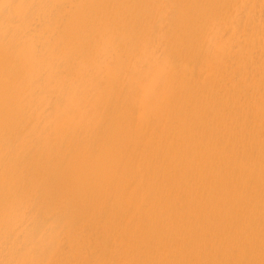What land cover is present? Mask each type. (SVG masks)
<instances>
[{
  "label": "bare ground",
  "instance_id": "6f19581e",
  "mask_svg": "<svg viewBox=\"0 0 264 264\" xmlns=\"http://www.w3.org/2000/svg\"><path fill=\"white\" fill-rule=\"evenodd\" d=\"M55 3L56 6H72L73 10L70 9V13L69 11H66L71 16V11L78 10L77 13L73 12L74 15L72 14L71 16L72 20L73 18L75 19L74 16H76V18L81 17V19L83 18V20L90 22L89 25L92 24L94 26L95 33L92 31L94 34H91V31L87 32L91 35L96 34L94 36L96 37V41L94 42V39L93 42H97V46L94 47V50L97 47V50L95 51L98 52V59L96 60V57L95 59L92 58L93 61H89L91 58H88V51H86L88 61L95 64L93 65L91 63L92 66H95L92 67L91 70L93 68L96 69L92 70H95L96 74H94L96 79L93 80V75L90 78L93 81L87 79L90 77L88 76L90 72H88L87 75L85 73V76L88 77H85L86 79L83 78V83L81 84L82 79L79 78V66L77 68L78 72H76L77 70H73L74 74L79 73L78 76L75 75L72 79H68L69 76H72L73 74H70V72L68 73L70 70L69 67H76V63L74 66H71L70 64L74 63L76 60L71 63L69 60L67 66L65 65L66 63L60 60L61 64L65 65L66 68H69L68 70H64L65 72L67 71L69 75H67V73H65V75L60 70L63 66L61 65L59 67L60 58H57L58 62H56L58 67L56 64L54 67L59 69L58 71L56 68L57 73H60L58 76L61 80L60 83L57 81H54V83L56 82L59 85H63L62 83L68 81L64 84L65 88L74 91L73 88L77 90L79 87L76 82L80 79L81 82L79 81V83L83 87L80 86L78 92H80L79 89H85L84 91H81L85 95L87 94V89H90L91 91L88 90V97H91L89 96L91 95L90 92H94L95 88L97 91V85L94 86L93 84L98 83L99 90L95 92L96 95L92 92V96L94 95L93 100L95 102V107L91 104L93 103L92 98H90L89 101L87 95L85 98L81 93H78L79 96L81 94V98L75 97L77 96L75 95L77 91L72 92L70 90L72 93H68L69 91L63 88L64 85L62 88L65 91L60 89L61 87L59 88V85H57V92L59 93L58 90H60L59 97L58 93L53 90L54 88L56 89V83L55 86H53L52 83L53 80L57 79L51 80L52 84L49 82L50 78H54L50 75L52 74L53 76L56 72H49L50 74L48 76H50V78L47 76L49 80L48 82L45 81L46 79H42L44 77L43 75L48 73L43 71L46 67L47 71L50 70H48L49 66L52 70L54 69L51 67L54 63H51L53 57L54 59L56 58L55 54L62 59L59 50L57 51V49H59L58 45L60 44L57 45L54 40L53 42L58 48L50 47L51 43L46 45V51H49L48 48L50 47V50L54 51L56 49V53L54 51L51 56L49 55L50 51L49 54L43 53L44 57L47 56V54L50 56L49 60L48 57L45 59L46 63H49L50 61L49 64L51 65L48 64V66L46 63H43L42 60H40L42 59L41 57L40 59H37L40 56V53L42 54V51H45L46 48L43 44L45 41H43L44 37L41 36V33L40 36H38V32H42L43 30L38 26L42 27V19L46 20L45 15L52 11V14L48 16V20L52 21V19H56V15H58L57 19L60 20L61 23L59 24V22H56L61 27L64 26V23L62 24L61 20L63 18H59V16L62 13H65V10L62 12L59 7H54ZM33 4L34 7H32V9H36L37 11L40 10L39 15H41L42 12L44 13V8L46 6H50L46 9V14H42L45 17L41 16L43 17L41 21H39L41 17L37 18V21H35V23L41 22L40 25L38 23V25L36 24L37 28L41 30H38V32L31 31V33L34 32L32 34L34 37L36 35L35 33H37L35 39L38 40L39 37L40 41L41 37L42 43L40 41V44L43 46H41L38 43L39 41L35 40L34 37H32V39L33 41L35 40L36 43L35 45L32 43V45L34 47L36 45H40L39 47L43 48L45 47L44 50L41 48L42 51H40L39 47L38 49L34 47H29V49H27L31 52L34 48V50L36 49V51L39 50L40 52H37L39 55H34L35 57L38 56L37 58L33 59L32 57V59L34 62L35 59L38 60L37 63L35 62L34 70L36 69V64L38 67L39 63H42L40 65L43 67V70L41 71V69H39L41 67L37 68L39 70H36L34 77L39 76L37 75L39 71V73L42 72V76L41 74V77L39 76L40 79L37 78L39 81L41 80L40 83L43 84V87H47V90L53 88V91H49L51 94H53L52 92L57 94L54 99H57V102L60 100L61 102L59 103L67 104L73 99L76 101L77 98H80L79 102L81 103L83 96L91 105L88 104L90 106L87 108L86 100L80 105L78 99L77 103L81 108L74 101L72 102L75 103L76 107H79H77L78 109L74 106V103L72 104V102L71 105L68 103L70 105H68V107L67 105H64L68 110L75 107L77 112L74 108L73 110L76 114L80 113V111L82 112L83 108V112L79 114L82 118H78L77 120L80 121H75L76 124L74 123L75 117L73 114L71 116L74 118L70 119L73 123H71V121L69 122V120L68 122L66 121L71 116L69 115L67 118L65 115L68 114L66 113V109L63 111V105V108L59 105L58 107L62 108L60 109L62 111H60L61 114L58 112L57 114L62 116V113H65L63 114L65 116H62V119L59 120H64L65 118L63 117H66V123L61 121L64 122L62 123L63 127L61 124L60 127H58V122H55V124L53 122L54 120L58 121L59 117V115L53 111L55 106L52 104H55L56 101L54 100L55 102L53 103V99L50 98L52 95L49 91L46 92L51 95H48L50 99L44 96L46 93H44L43 96L45 97L44 99L52 100L51 103L47 101L49 104L46 102V105L45 102L41 100L44 104L41 103V105L38 106L40 102L38 104L34 103V101H37L34 100V98L36 99V97H38L43 99L40 96L46 88L42 89L41 84V90L37 87L38 85H36V83L39 84V82L35 81L37 80L35 79L36 77L31 78V82L34 84V89L37 88L38 90H36L38 92L40 89L42 92V94L40 92L39 96L34 97L33 95H36L38 92L34 89L32 90L30 85H25L30 88V91L27 90L25 86L23 87L24 83L22 84L21 82L19 85L22 84L21 86L23 89H21L22 87L20 86L21 91L16 90L17 93L14 92L18 95L21 94L26 98H21V96H19L20 101L18 99V101L16 99L14 100L15 102L17 101L16 104L22 105L23 103H26L27 97L31 94L34 101L32 102V99L30 100L28 97L30 101L27 104H31L28 107L24 106L26 104L22 105V107L24 106L25 108H23L26 109L24 112L21 110L23 108L18 111V108L21 107V105H17V108L15 104L17 109L15 112L13 109L15 106L11 105V102L2 105V110H6L8 107L11 108L13 106L11 108L13 109V112L10 114L8 112H11V109L10 111L7 109L8 112L6 110L5 114V110H0V113H3L2 117H8L7 119H9L5 120L4 124L5 122L10 121V123L7 122L8 126H10L8 127L6 123L5 127L4 124H2L3 122H1L4 119L2 120V117H0V128H2L0 130H2V133L5 132L4 134H0L7 138L6 136L10 137V134L15 131L13 132L14 135L18 136L17 138L14 136V142L13 140H9V137L5 139L6 142L9 140L6 145H9L11 142L13 143V146H11L13 147L12 152L17 148L13 154L21 149L20 146L16 147L17 145L14 144L18 142V144L20 143L19 145H22L23 142L21 141H23V136L20 135L22 134L20 132H24L26 129L30 130L31 127H33V129H31L33 131L30 130L29 132V130H27L30 135L31 132H35L34 127L37 129H40L41 125L43 127L45 122L39 125V128L38 126L36 127V125L44 121V118H41V116L39 117V115L42 113L44 116L45 112L43 113L42 111L44 110L47 112L50 104L54 107L50 106L52 109H49L47 113L56 114V117H58L55 118V115H53V119L51 117L52 115H49L50 117H47V120L50 123L48 124V122H46L47 124L44 126L46 129L47 127L49 129L52 125L56 128H64V125H67V123H71L70 125L72 127H80V129L85 127L84 124L87 126L88 123V129V127L91 126V123L92 126L94 124L102 126V119L105 118L106 121L107 117L111 118L108 120L111 122L108 123L107 121L106 124L104 121L106 125L103 124V127L97 126L98 128L100 127V129L104 128V137L102 140L100 138L102 136V133H100L102 130L100 131V129L97 130V128H95V133L100 131L99 133L101 135L98 133L100 135L98 141L101 140V143L96 141L93 136V134L98 135L97 133L95 134L92 132L94 131V128H89L93 139L97 143H100V145H95H98V147L102 146L100 147L102 153H99V148V150L97 149L99 154L94 152L99 156L93 153L94 156L97 157L96 159H92L94 156L91 155V157L88 154L92 149L93 151H96V149H94L96 148L95 145L90 151L88 150L90 147H93L92 144L96 142L91 138V133L87 134L85 132H89V130H85L86 128L84 130L82 129V132L79 131V128V130H75V128H73V130L70 128V134L68 133L69 131L67 132L68 128L71 127L70 125L69 127L68 125H65V129L67 130H64L66 132L63 131L62 128L60 130L55 128L54 130L58 133L60 131L65 132H60L61 135L53 130L54 126L50 128L51 130H47L48 133L43 129L44 127L40 129L43 132L42 134L41 131L38 133L39 130H36L35 133H38L39 137L44 134V139L46 134L48 137V134L50 136L49 132L54 131L51 132V136L53 137H50V139L56 137V135H60V137L57 136L60 138L58 139L60 141L69 138L67 135H71V129L73 132L78 131L80 133H77V136L76 133H72L71 135L73 136L71 139L76 136V138L73 139V143H78L77 146L82 144L81 140H84L85 138L88 139L87 137L90 135L89 138H91V141L86 142H89L91 146L89 147V143L87 144L84 140V144H87L86 147L89 148L85 150V148L82 147L83 145H81V147L78 146V148L80 150L83 149L82 151L84 153L81 152V155L83 153L84 156H90L91 160L87 157V159L91 161L89 163L87 159L82 156L86 159L85 161L89 164H87L88 166H90L92 162L96 163V170L98 172H95V166L92 167L93 163L91 167L94 168V172L92 173L91 167L89 173H86L89 169L88 166L87 170L85 169L86 163H79L84 159L81 160L82 157L78 154L77 150H74V152L77 151V155H79V157L77 156V159L81 161H75L76 155H70L68 157L70 152L72 154V149L77 147L75 144L71 143L72 140L70 138L68 144L71 143L74 146L72 148L70 147L71 144H66L70 147L69 148L65 145V143H67V140H65V142H63L67 147L65 150L63 149L65 146L62 142L61 146L59 145L60 141H57V137L55 140L51 139V143L53 142L52 144H57L56 146L59 145V148L62 147L61 150L63 149L64 151H62L66 152L65 155L60 149V151L57 150L56 146H51L50 139L48 140L46 138L48 144L46 143L47 141L45 142L44 140L45 144H50L49 147L54 148L53 151L50 150L52 148L46 146L47 152L44 150L46 153H48V149L49 152L52 151L51 157L54 165L56 164L54 160H56L55 157L57 155L56 161L58 164L62 163L61 161L63 160L66 161V157H68V160L66 161L67 163L68 161L70 162L69 158L74 157L76 165L69 163L72 168L73 166L80 167V165H82V168L85 166L83 168L85 172L80 173L78 172L81 169L77 171V168L79 167L72 169V172H70L71 169L69 168V172L67 171L64 173V181L62 180L63 177L61 175H63V173H61V171L67 163L64 164L65 162L63 161L59 166H64L62 168L58 166L60 169L56 168V170L60 172L58 173V171H55L54 167H56V165L54 166L53 164H50L51 157L45 156L47 155L45 152V154L41 153L43 150L42 148H46L42 142L43 140H41L43 139L42 137L38 139V135L36 136L35 133L32 135L31 133L32 136L35 135L33 138L36 137L38 140H33L31 138L32 136H29L30 139L28 141H33V143H29L27 141L28 137L26 138L23 133L26 141L29 143V147L27 149L26 146H28V143L24 142L22 149H27V151L33 150L32 153H34V148L36 146L33 148V145L39 141L40 143L38 142L36 145L38 147L41 146L40 148L42 150L40 149V151L38 147H36V154H33L34 156L32 155V158L28 160V156L32 154L30 153L31 151H28V153L27 151L24 152L27 155V157H24L25 154L23 155V151L25 150L21 149L22 151L19 150L21 155H23L21 159H24L23 163H26L27 165L33 163L36 160L35 156L40 153V155L36 156L37 160L41 157V154L43 155V157H41L42 159L45 157L46 159H50L45 161L46 163L50 161L49 165H51V167L53 165L52 168H54V171L47 164L46 166L48 167L44 168L45 161L43 160H40V165L36 162L37 160L35 161L37 164L33 163L34 166L33 164L27 165L28 167L25 164L23 165L21 160L16 157L18 153L20 156V152L17 151V154L14 156L15 159H18V162L15 163H17L18 167L20 163L21 166H24V168L23 166L22 168H18L19 171L17 172V168H15L17 166L14 163L15 160L11 159L13 156L9 152L12 148L6 146V149L4 145V137H2V140L0 138L2 141H0V144L3 143L1 144L3 151L0 150V152H3L4 155L6 154L5 156L3 154L0 156V161H2L3 164L6 160L8 161L10 159L11 161L13 160L12 163L15 165L11 164V161H8L9 163L6 161L7 163L3 164L8 171L7 177L11 174L8 177L10 180L6 179L11 181L12 174H14L15 178H18L17 181L13 177L16 185H14V180H12V186L9 184V181H7L8 183L4 182L6 184L3 182L1 183L0 181V183L3 184V188L7 187V191L10 192H8L9 194H6V196L5 194L2 195L3 192H0V196H3L2 198L5 199L0 200L2 202L0 203V215L2 216L3 213L6 215L3 214L5 217H0L1 219L6 217L9 218V216L12 217L14 214L16 218V220L15 218L12 220L8 219L10 222H13V228L12 224H7V219H4L5 223H2L3 220L1 221L0 219V264H264V0H36L33 1ZM39 6H42V9L41 7L38 9ZM49 8H52L53 10H50ZM64 8L65 7L61 9L63 10ZM54 9H57V11L60 10L59 12L61 14H57V11ZM85 9L87 10L85 11ZM37 11H35L36 13L34 12V19H36V15L38 14ZM39 15H37V17ZM50 17L53 18L51 19ZM64 17L66 18V15H64ZM48 20L45 22L46 27L49 25L47 24ZM72 20H69V22H72L71 24H73L74 21ZM65 21H67L68 24V19ZM76 22L77 21H74V24H76ZM57 23L56 26H58ZM51 25H53V21L49 25L50 28H52ZM79 25H82V23H79ZM60 26L57 27L56 30L60 28ZM77 26L76 28L72 26V28H75L77 31ZM64 27L65 29L67 28L66 23ZM37 28L35 31H37ZM72 28L69 26V29ZM81 28L78 29L79 32L82 31ZM56 30H54V28H52V30L49 29L52 33L49 32L48 35V30L46 31L45 29L43 30V33L47 32L48 37H52L53 33L54 35L57 33ZM61 31H64V28L63 30L61 29L60 32ZM71 31L73 33V39H75L76 34L74 35L73 29ZM83 31L85 35V27ZM65 33L66 31L57 34L61 35ZM68 33L67 36L72 34L68 35ZM90 34L88 35V39L91 38ZM77 35L80 34L78 33ZM64 36L67 37L66 34ZM83 36H81V38ZM51 37L49 39H46L45 37L46 41L49 40V42H51ZM81 38L79 39L83 40ZM55 39L57 42L63 41L58 40L57 38ZM66 39L64 40L66 41ZM73 39L71 40L73 41ZM77 41H75V43ZM72 43L74 44V42ZM73 44L71 46H80L82 49L85 46L84 44V46H81L82 42L79 43L81 45L77 43L75 45ZM24 45H26V43H23L22 47L20 46L21 49H19V53L21 54L17 52L18 47L15 51L20 55V62L25 59L23 58L21 60V56L24 54L23 52L27 55L22 57L29 56L28 53L31 54V56H33V53L37 54L36 51L26 53L24 50L21 52L23 48L26 49V47H23ZM48 45L50 46L48 47ZM67 45L70 47V44ZM90 45L87 48L88 50L89 47L93 48L91 40ZM28 46H30V44ZM62 46H60L62 49L60 50L67 54V49H64L65 46L62 48ZM77 49L74 48V50ZM94 50L92 49L93 52H95ZM80 51L81 50L79 49L77 54L81 53L80 55H82V51ZM90 51L91 49L89 50V53ZM70 52L71 54H69ZM73 52V50L71 51V49H68V57L65 58L67 61L68 58L70 59L72 57L71 55ZM86 53L84 51L83 55ZM77 54L76 57L78 59L79 54L78 56ZM62 55L66 57L63 53ZM91 55H94V53ZM31 56L24 61L26 62V60H30ZM84 58L78 59L77 62L82 60L79 61L80 64L81 62L84 63L87 61ZM45 59H43V61ZM24 61L23 63L25 65ZM30 61L27 62L30 63ZM30 64L33 65L32 62ZM30 64H26V66L29 65V69H32L33 67ZM86 64L90 67L88 62L84 65ZM20 65L23 64L21 63ZM43 65H45V67ZM26 68H28V66L25 67V69L23 68L25 71L23 73H26L29 70ZM83 68L85 71V67ZM56 69L54 70L56 71ZM32 72L35 71L32 70ZM61 73L68 77L63 78V82H61ZM83 74L81 73V76ZM58 76H55V78L59 79ZM44 78H46V75ZM74 78H77V81ZM72 80L73 82L75 81V83H73ZM72 83L78 87L75 88ZM47 84H49V87ZM89 85L90 87L92 85L94 88L91 89ZM24 90L29 92L27 93V96L24 93H20L25 92ZM31 90L35 94H33ZM62 90L67 93L66 96L75 95L73 96L74 98L72 99V96H70V98L67 96L66 98L71 99L69 101L65 96H61L64 94ZM32 97L30 96V98ZM61 98L66 100L63 101ZM40 99H38V101H40ZM8 103H10L11 107L7 106L9 105ZM32 103L33 108H37L36 106L40 107L37 108L39 114L36 109L33 110V108H30ZM42 105L46 107L44 108ZM5 106L6 108H4ZM97 106L100 107L98 108ZM41 107H43V110L40 112ZM27 110L29 112L31 111L30 115L32 117H29L30 122L34 120V123L41 118V121L35 126L31 125L33 123L28 122V118L26 119L25 116L22 117L19 114L23 113L25 115V112H28ZM98 111H103L104 114L106 111L107 114L103 115V113H101L102 115H98ZM16 112H18L19 116H21L20 118L23 119H17L18 114ZM32 112L34 113L32 114ZM13 113L17 115L15 116ZM47 113L45 114L48 115ZM9 115L13 116L11 117ZM34 115H37V117H33ZM26 116H29V114ZM98 116L102 117L101 120L97 119L99 118ZM49 118L53 119V123L49 121ZM10 119L14 120L11 122ZM25 119L26 121H24ZM83 119H88L89 121H83ZM15 120H22L26 125L30 124L31 126L28 128L22 123L23 125L21 127V122L18 121L15 123L17 124L15 125L16 127L13 125L11 126V123L14 124ZM80 122L83 123L81 126ZM51 123L52 125H50ZM18 124L20 126H18ZM96 125L94 127H96ZM23 126L27 128L24 130ZM7 127L8 131L12 130L11 128L14 127L16 130L18 129L17 131L22 130L16 132V130L13 129L9 134L4 130L7 129ZM27 131L25 132L26 135ZM83 132H85V134H82ZM62 134L67 135H65L64 138ZM79 134H82L80 135V139L78 138ZM85 135L87 136L84 138ZM19 138L22 140L19 141ZM77 139L80 140V143ZM35 140L37 141L35 142ZM24 144L26 145L25 147ZM31 144L33 145L31 146ZM14 145L16 146L14 147ZM4 149L9 151L4 153L6 152ZM58 152H61L62 155H60L61 153L58 155ZM8 153L9 156L12 157L7 158L6 156H8ZM53 155H55L54 159ZM2 158H5V160ZM60 158L62 160L58 161ZM31 160L33 161L31 162ZM71 160L73 161V159ZM41 161L43 162L41 163ZM77 162L79 163L78 165ZM2 164L0 165L2 166ZM41 164L43 165L42 167L44 170L50 168L53 171L51 172L49 169L50 171L48 170L47 172L45 170L46 172L44 176H46L47 173L50 174V172L52 175L56 173V179L58 181L56 182L55 174L52 176L53 178L50 177V179L46 176L50 181L46 178H39L42 183L39 182L40 180L35 182H39L42 185H40L41 190L42 188L43 190L45 189V187H43L45 185H49V188L52 190L53 188L50 186L53 185V187H58L57 184H60L58 180V178H60L59 176H61L60 180H62L63 183L60 185L61 188H58L59 190L56 192L53 191V198L51 196L49 197L52 192H46V190L45 192L49 195L44 191L42 193L41 190V192H39V185L37 186L38 189H34L35 186L33 187V185V188L26 187L28 190L30 188V190L34 189V191L41 193V197L37 194L38 196L36 198L39 200L37 203L35 202L36 192H33L34 198H31L33 195L31 192L30 196V191L28 194L30 198H25L27 195L26 192L28 191L25 186L31 183L30 180L33 178V172L38 169L35 165L41 167ZM69 164L66 166L68 167ZM11 165L14 167L8 170V167H12ZM3 166L0 167L3 169V171L1 170L2 174L0 172V180L5 179L4 176L6 177V171L4 173L5 175L3 174L5 170ZM30 166H33L34 170L32 167L31 171H27L30 170ZM65 167L63 171H65ZM12 169L16 172L13 173ZM20 169H25V171ZM41 170L39 171L40 176L44 172V170L42 172ZM20 171L27 173L32 172L31 177L29 176L30 174L24 173L26 176L30 177V180L27 181L28 178L26 179V177L23 176L24 174ZM19 172L22 176L18 174ZM37 172L38 170L36 173ZM16 173L20 178L22 177L26 180L20 179L23 180L20 181ZM38 173L36 175L34 174V177H38ZM37 179L38 178H36V180ZM42 179H45L46 181ZM51 179H54L52 181L55 183H50L52 182ZM25 181L30 183L26 184ZM43 181L45 185L43 184ZM47 181L49 184H46ZM21 183L23 186L26 184L22 187L24 189L21 188ZM8 184L12 188L15 186L14 189H11L10 187L9 190V186H6ZM1 187L0 191L2 189L5 192L7 188L4 190ZM19 188H21V190ZM13 190H17L16 192H18V190H20V192L25 190L26 192H18L19 194L16 196L19 197L14 199V203H18L23 199L22 203H18V206L16 204L17 207L14 205V209L17 208L15 213H13L14 209L13 212L9 209L10 214L7 213L8 210L6 208H9V205L13 208L12 198L15 197L12 196L17 194L16 192H13ZM20 194H23L24 197L21 195L22 198ZM42 194H44L45 198L49 197L46 200L47 202L44 200ZM10 196L11 198H7V200L6 197ZM41 198H43L46 203L47 209L49 208V213L52 212L51 214L54 215L52 217L53 220L51 219V216L48 217L50 214L47 213L48 216L45 215L47 211L43 209L46 208V205ZM9 199L12 200L11 204H9ZM26 199H28V202L29 199L34 200V202L32 201V203L30 200L29 204L26 202ZM40 201L41 203L43 202L44 207ZM3 202H5L6 205H4ZM24 202L32 207H27L26 204L24 205ZM35 203H37V205L40 203L41 207L40 205H38L39 207L36 206ZM18 209L21 211L23 210L21 212L23 219H20L21 215L20 211L18 212ZM42 211H46L45 214ZM57 219L59 220L55 221ZM52 221H55V224ZM9 225H12V229Z\"/></svg>",
  "mask_w": 264,
  "mask_h": 264
},
{
  "label": "rangeland",
  "instance_id": "374dc122",
  "mask_svg": "<svg viewBox=\"0 0 264 264\" xmlns=\"http://www.w3.org/2000/svg\"><path fill=\"white\" fill-rule=\"evenodd\" d=\"M33 1H36V0H33ZM33 1H32V0H22V1H21V0H0V110H2V109H1V108H3L2 105H5V103H7V102H11V105H14V106H15V104L17 103V101L20 99L19 96H21V98L24 97V96H22L21 94H19V95L16 94V93H17L16 90L21 91V89H23V87H24L25 85H27V86L30 85V86H31L30 88H31L32 90L34 89V84H32V82H31V78H33L34 75L36 74V70H39V69H41V71L43 70V69H42L43 67L40 65V64H42V63H39V66H38V67H37V64H36V69L34 70L35 62L37 63V62H38L37 59H40V57H41L42 59H40V60H42L43 63H46V59H45V58L48 57V60H49V57L51 56V54H53L54 51L56 50L55 48H58V47H59V49H57V51L59 50V53L61 54L62 59H61V57H57V54H55L56 58L54 59V57H53V61H55V62L57 61V62H58V59H57V58H60V59H59V64H60L59 67H60L61 65L64 67V69H63V67L60 69V70L62 71L63 74L67 73V71L65 72L64 70H66V69L68 70L69 68H70V70L68 71V73L70 72V74H71V73L74 74L73 70H74V71L77 70V68H78V66H79V69H78V70H79V73H80V77H79V78L82 79V82L80 81V79H79V81L81 82V84L83 83V78H85V77L87 78L88 76H90V77L87 78V79H89V80L91 81L92 79H90V78H91V76L93 75V80L96 79V78H95V74H96V73H95V70H96V69L93 68V69H95V70H94V71H92L93 69L91 70V68H92V67H95V66H92L93 62H91L92 64L89 62V61H93L92 58L95 59V58L97 57V55H98V52L95 51V50H97V49H96L97 47H96L95 50H94V47L97 46V42L94 43V42L96 41V37H94L96 34H95V35H91V34H94V33H95V32H94V28H93L94 26H93L92 24L89 25L90 22L83 20V18L81 19V17H79V18L77 17V18H76V16H74L75 19L73 18L74 21H77L76 24H74V21L72 20L71 16H72L73 12H74V13H75V12L77 13L78 10L76 11V10L74 9L75 11H71V16H70V14H69L70 11H69V10H70V9L73 10V9H72V6L67 7L68 5H65V6L60 5V6H62V7H60V6H56V3H55V6L53 5L54 7H59L60 10H61L62 12H64V10H65V13H62V14H61V13L59 12L60 10L57 11V9H56V10L54 9L55 11H57V14H59V13L61 14V15L59 14V15H60L59 18H60V17L63 18V19H61V20H62V24L64 23V26H65V23H66L67 28L65 29L64 26L61 27L60 25H58L57 22H59V24H60L61 21L57 19L58 15H56V13H55V15H56V19H57V20H56L55 18H53V17H52L53 19L50 17V18L52 19V21H53V25H51L52 28H54V30H56V28L59 27V26H60V28H61L62 30H63V28H64V31H61V32L63 33V32L66 31V33H65L66 36H67V33H68V32H69L68 35H70V34L72 33L71 30L73 29V30H74V35L76 34V35H75L76 37H75V39H73V33L71 34L72 37H71V35L65 37V36H64L65 34H61V35H59V34L61 33V32H60V30H61L60 28H58V29L56 30V32L59 33V34L55 33V35H54V33H53V34H52V37H51V36L48 37L49 32L52 33V31H49V29L52 30V28H50V26H49L50 23H52V21H51V20H48V16H50V14H52V11H50V13L48 12L47 14H46L45 12H46V9H47L48 7H50V6H46V7L44 8L45 11L42 10V11H44V13L41 11L42 14H46V15H45L46 17H45V16L42 15V14L39 15L40 10L37 11L36 9H34V10L32 9V7H34V4H35V2H34V4H33ZM46 1H47V0H46ZM69 4H70V3H69ZM57 5H58V3H57ZM35 6H36V4H35ZM40 7H41V9H42V6H39L38 9H40ZM43 7H44V6H43ZM54 7H53V8H54ZM63 7H65V8L62 10L61 8H63ZM66 7H67V8H66ZM59 8H58V9H59ZM49 9H50V8H49ZM49 9H48V10H49ZM51 9H52V8H51ZM51 9H50V10H51ZM66 9H67V10H66ZM48 10H47V11H48ZM52 10H53V9H52ZM86 10H87V9H85V11H86ZM35 11H37V13H38L37 15H39L38 17H37V15H36V19H34V16H35V13H36ZM66 11H69V13H67ZM32 12H33V14H32ZM34 12H35V13H34ZM66 13H67V14H66ZM48 14H49V15H48ZM53 14H54V12H53ZM64 15H66V18L64 17ZM67 15H68V17H67ZM73 15H74V14H73ZM41 16H44V17L46 18V20H48V23H47V24H49V25H47V27H46V23H45V22H47V21H46L45 19L43 20V19H42L43 17H41ZM51 16H53V15H51ZM40 17H41V18H40ZM37 18H40L39 21H41V19H42V21H43L42 23L40 22L43 28H42L41 26H38V27H40V28L43 29V30L46 29V31L48 30V35H47V32H44V33H43V30H42V32H41V31L38 32V30H41V29H38V28H37V25H38V24L40 25V23H38V22H37L38 24L35 23V21H37ZM32 19H33V20H32ZM64 19H65V20L68 19V24H67V21H65ZM78 19H79V20H78ZM69 20H70V21L72 20V21H73V24H71L72 22H69ZM82 20H83L84 22H83ZM49 21H51V22H49ZM56 21H57V22H56ZM63 21H64V22H63ZM79 21H80V22H79ZM55 22L57 23L58 26H56V23H55ZM78 22H79L80 24L82 23V25H79ZM86 22H87V23H86ZM34 23H35V24H34ZM43 23H44V24H43ZM77 23H78V24H77ZM36 24H37V25H36ZM70 24H71V25H70ZM43 25H44V26H43ZM75 25H76V26L78 25V26H77V31L75 30V28H76ZM83 25H84V27H85V35H84V33H83V32H84V31H83V30H84ZM85 25H86V26H85ZM34 26L37 28V31H35L36 28H35ZM48 26H49V28H48ZM53 26H54V27H53ZM69 26H70L71 28H72V26H74L75 28L69 29ZM87 26H88V28L90 27V28H89L90 30L87 28ZM45 27H46V28H45ZM81 27H82V28H81ZM79 28H81V30H82V31L80 30L81 32L78 31ZM92 28H93V29H92ZM59 29H60V30H59ZM67 29H68L69 31H68ZM31 31L38 32V36H40V33H41V36L44 37V39L42 38L43 41L45 40V41L43 42V44L46 46L47 44H51V43H52L51 46L48 45V47H49V46H50V47H55V48H54L55 50H54V51H53V50H50V47H49V48H48V50L50 51V54H49V51H46V49H47V46H46V48L44 47L46 52H45V51H42V50H44V48H43V47H39V46L41 45V44H40V41H41V43H42L41 37H40V41H39V37H38V40L35 39L37 33H35L36 35H35V37H34V35H32L34 32L31 33ZM87 31H88V32L91 31V34L88 33ZM92 31H93L94 33H92ZM76 32H77V33H76ZM86 32H87V34H86ZM42 33H43V34H42ZM45 33H46V34H45ZM78 33H79L80 35H77ZM82 33H83L84 36L82 35ZM56 34H57V36H56ZM89 34H90V37H91V38H92V37H94V38H92V39L89 38V39H88V37H89L88 35H89ZM58 35H59V36H58ZM62 35L64 36V38H63ZM86 35H87V36H86ZM60 36H61L62 38H61ZM77 36H80V37H77ZM81 36H83V37L81 38ZM32 37H34L35 40L39 41L38 43H39L40 45H38V46L36 45L37 47H36V46L34 47L33 45H35L36 42H35V40L33 41ZM45 37H46V39H47V38L49 39V38L51 37V39H50L51 42H49V40L46 41ZM69 37H70V38H69ZM85 37H86L87 39H86ZM52 38H53V39H52ZM55 38H57V39H58V38H61V39H58V40H63V41H61L62 43H61L60 41L57 42ZM66 38H67V39H66ZM68 38H69V39H68ZM79 38H81V39H83V40H80ZM84 38H85V39H84ZM64 39H66V41H65ZM71 39H73V41H72ZM76 39H77L78 41H77ZM94 39H95V40H94ZM53 40H54V42H55L57 45H58V44H60V45H58V47H56L57 45H55V43L53 42ZM67 40H69V41H67ZM70 40H71V41H70ZM86 40H87V41H86ZM90 40H91V42H92V46H93V48H92V47H91V48L89 47V50L91 49V51H92V49H93V50L96 52V55H95V52H93V51H92V52L94 53V55H91V54H93V53H92L91 51H90V53H89V50L87 49L88 46L90 45ZM93 40H94V42H93ZM32 41H33V42H32ZM75 41H77V42H76L77 44H79L80 42H82V45H81V44H79V45H81V46H84V45H85L86 48H85V46L83 47V49H82V47H80V46L77 47V46L75 45V44H76ZM88 41H89V43H88ZM45 42H46V44H45ZM72 42H74V44H73ZM83 42H85V43H83ZM23 43H26V45L23 46V47H26V49L23 48L21 52H23L24 50L26 51V53H27V52H30L29 50H27V49H29V47H31V48L34 47V48H37V49H38V47H39V48H40V51H42V54L39 52V50H38V51H36V49L34 50V48H33V51H31V52H35V51H36V53H37V52L40 53V56H39V57H38V56H36V57L34 56V55H39L38 53H37V54L33 53V56H31V54L28 53V55L31 56V57H30L31 59H32V57H33V59L38 57L37 59H35V62H34L33 59H32V60L30 59L31 61H30V60H26V62H27V61H30V63L32 62L33 65L30 64L29 62L26 63V62L24 61L25 59H29V58H28L29 56H27V57H22V56H26V55H27V54L25 55V52H23L24 54L21 56V60H22L23 58H25V59L22 60V61L20 62V55H18L17 52L19 53V49H21ZM28 43L30 44V46H28V45H29ZM32 43H34V44L32 45ZM38 43H37V44H38ZM64 43H65V45H64ZM66 43H67V44H70V47H72V48H70ZM71 43H72L73 45H75V46H74V47L71 46V45H72ZM87 43H88V46H87ZM93 43H94V44H93ZM53 44H54V46H53ZM61 44H62L63 46H65V48H64ZM83 44H84V45H83ZM2 45H3V46H2ZM31 45H32V46H31ZM66 45H67V46H66ZM20 46H21V47H20ZM27 46H28V47H27ZM41 46H43V45H41ZM60 46H62V48H64V49H67V50H66V51H67V54H68V49H71V51L73 50L74 52L76 51V52H75L76 54H77V52H79V49H80V50L82 51V55H80L81 53H78V54H79V58H78V59H80V58L82 59V58L85 57L84 59L87 60V61H85L84 63L81 62V64H80L79 61H82V60H79V61L77 62L78 59H77L76 54H75L74 52H73L72 55H71L72 57L69 55L71 58H70V59L68 58V61H67V59H65V58H67L68 56H67L66 52L61 51L62 49H61ZM90 46H91V45H90ZM17 47H18V51L15 52V51L17 50ZM76 47H77L78 49H77ZM79 47H80V48H79ZM31 48H30V49H31ZM41 48H42V50H41ZM74 48L77 49L78 51H77V50H74ZM84 48L87 49V50H85ZM60 49H61V50H60ZM64 49H63V50H64ZM31 50H32V49H31ZM83 50L85 51V53H86V51H88V58H91V59H89V61H88V58L86 57V56H87V53L83 55V53H84ZM52 51H53V52H52ZM60 51H61L64 55H66V57L63 56L62 53H61ZM69 51H70V50H69ZM81 51H80V52H81ZM31 52H30V53H31ZM51 52H52V53H51ZM43 53H45V54L48 53L50 56H48V54H47V56L44 57V56H43ZM55 53H56V51H55ZM57 53H58V52H57ZM19 54H21V53H19ZM69 54H71V52H70ZM78 54H77V56H78ZM73 55H74V58H73ZM90 55H91V57H90ZM53 56H54V55H53ZM58 56H59V54H58ZM80 56H81V57H80ZM18 57H19V58H18ZM75 57H76V58H75ZM17 58H18V59H17ZM86 58H87V59H86ZM43 59H45V60L43 61ZM63 59L66 60V61H64ZM71 59H72V61H71ZM73 59H74V60H73ZM84 59H83V61H84ZM97 59H98V57L96 58V60H97ZM51 60H52V57H51ZM60 60L63 61L64 63H66V64H65L66 66L68 65L67 63L69 62V60H70V63H71V62H74V61L76 60L74 63H72L73 65L70 64L71 66H74V64L76 63V64H75L76 67L74 66V67L66 68L65 65L61 64V61H60ZM23 61L25 62V65H24ZM53 61H52L51 64H53V63H54V64H53L51 67H53L54 69H56V68L58 67V64H57V62L55 63V62H53ZM47 62H48V61H47ZM87 62H88V64H90V67H89V65H87V64L84 65V64L87 63ZM21 63H22L23 65H20ZM49 63H50V61H49ZM49 63H46V64L48 65ZM77 63H78V64H77ZM94 63H95V61H94ZM26 64H30L33 68H32V69L30 68V69H31V70H30V69H29L30 66L27 65L28 68H26V69H27V70L29 69V70H28L29 72L27 71L28 73H27V72H26V73H23V72H25V71L23 70V68L25 69V67H27ZM51 64H49V65H51ZM55 64L57 65V67H54ZM82 64H83V65H82ZM49 65H48V66H49ZM81 65H82V66H81ZM93 65H95V64H93ZM21 66H22V67H21ZM23 66H25V67H23ZM43 66L45 67V65H43ZM86 66H87V67H86ZM39 67H41V68H39ZM49 67H50V66H49ZM49 67H48V70L50 69L51 71H50V70L47 71V70H46L47 67H46L45 70H43V71H44V72L46 71V72H48V73L45 74V75H46V78H44L45 75H43L44 77H43L42 79H43V80L46 79L45 81L48 82L49 80H48L47 76H48L52 71H53V73L56 72V73H55L56 75H55V74H54L53 76H52V74L50 75L51 77H54V78L51 79L50 76H48V77L50 78V81H49L50 83H51V80H53V79H57V80H53V81H52L53 86H55V83H56V82L54 83V81H57V82L60 83V80H61V79H60V77L58 76V74L60 75V73H59V72L57 73V69H58V68H57L56 71H55L54 69L52 70V69L49 68ZM80 67H81V68H80ZM83 67H85V71H84V68H83ZM37 68H39V69H37ZM74 68H76V69H74ZM86 68H87V69L89 68L90 70L88 69V71L86 72V70H87ZM7 69H8V70H7ZM81 69H82V70H81ZM4 70H5V71H4ZM32 70L35 71V72H32ZM78 70H77L76 72H78ZM80 70H81V72H80ZM6 71H7V72H6ZM58 71H59V69H58ZM61 71H60V72H61ZM63 71H64V72H63ZM71 71H72V72H71ZM82 71H84V72H82ZM37 72H38V71H37ZM39 72H40V71H39ZM39 72H38V73H39ZM44 72H43V73H44ZM49 72H50V73H49ZM88 72H90V73H89L90 75L88 74V76H85V73H86V75H87ZM91 72H92V74H91ZM34 73H35V74H34ZM38 73H37V75L40 76V74H41V76H42V72L39 73V74H38ZM62 73H61V77H62V81H61V82H63V78H66V77H67V76H65L66 74H65V75H62ZM68 73H67V75H69ZM79 73H75L74 75L72 74V76L70 75L69 78H68V77H67V78L70 80V78L72 79L73 76H75V75L78 76ZM81 73H82V74L84 73V74L82 75L83 77L81 76ZM94 73H95V74H94ZM39 76H35L36 78L34 77V78L37 79L38 81L35 80V79H33V80H35L36 82H39V84L36 83V85H38V86H37L38 88H40V87H41L40 85L42 84V83H40L41 80L39 81V79H40L41 76H40V77H39ZM55 76H58L59 79H58V78H55ZM63 76H64V77H63ZM77 76H76V77H77ZM37 77H38L39 79H38ZM86 78H85V79H86ZM74 79H75V78H74ZM74 79H73V80H74ZM76 79H77V78H76ZM76 79H75V80H76ZM85 79H84V80H85ZM22 80H23V81H22ZM43 80H42V82L44 83ZM58 80H59V81H58ZM73 80H72V82H73ZM89 80H86V81H89ZM93 80H92V81H93ZM65 81H66V80H65ZM76 81H77V80H76ZM79 81L76 82L77 85H78L79 87H80V86L83 87L82 85H80ZM21 82H22V84L24 83V84H23V87L21 86L22 84L19 85V83H21ZM66 82H68V81H66ZM66 82H65V83H66ZM52 83H51V84H52ZM65 83H62V84L64 85ZM73 83H75V81H74ZM73 83H72V84H73ZM78 83H79V84H78ZM31 84H32L33 86H32ZM44 84H45V83H44ZM18 85H19V86H18ZM57 85H59V84L56 83V86H55L56 89H55V88H54V89H53V88H50V89L47 90V87H46V86L43 87V84H42V87H41V88H42V89H43V88H46V89H44L45 91L43 90V94H42V92L40 91L41 88L39 89V92H38V91H37L38 89H37L36 86H35V88H36L37 90H36V89H34V90H36V92H38V93H37L36 95H33V96H34V97H35V96H39V94H40V92H41L42 95H41L40 97L43 98V99H40V98L36 97V99L34 98V100H37V101H34V100H33V97H32V94L29 95L28 97H29L30 100L32 99V102L34 101V103H37V104H38V103L40 102V104L38 105V106H40L41 103L44 104V102H45L46 105H47L48 102L51 103L52 100H47V99H44V98H45V97H46V98H49V96L52 95L53 97L51 96L50 98L53 99V103H54V102L57 100V99H56V100L54 99V98H56V96H57V94H54V92H57L58 87H59V88L61 87L60 89H63V88H64L65 90H68L67 88H65V85L63 86V85L60 84L58 87H57ZM73 85L75 86V88L78 87V86L76 87L75 84H73ZM93 85H94V86L97 85V87L99 88L98 83H97V84L95 83V84H93ZM20 86L22 87L21 89H20ZM27 86H25V88H27V90L30 91V88H28ZM47 86L49 87V84H47ZM50 86H51V85H50ZM53 86H52V87H53ZM62 86H63V88H62ZM66 86H67V84H66ZM67 87H68V86H67ZM79 87H78V88H79ZM89 87H90V85H89ZM78 88H77V90L73 88L74 91H77V93L75 94V95H77V96L73 95V96H75V97H80V98H81V94H82V95L86 98V95L88 94V90L91 91L90 89H87V91H86L87 94L84 95L81 91H84L85 89H84V90H83V89H82V90L79 89L80 92H78ZM90 88L92 89V88H94V87H92V85H91ZM98 88H97V91L99 90ZM42 89H41V90H42ZM52 89L54 90V92H52L54 95L51 94V92L49 91V90H52ZM64 89H63V90H64ZM27 90H26V91H27ZM32 90H31V91H32ZM53 90H52V91H53ZM63 90H62V92L65 91V90H64V91H63ZM70 90L72 91V89H70ZM70 90H68V91H69L68 93L71 92ZM14 91H15L16 93H15ZM24 91H25V90H24ZM26 91H25V92H26ZM46 91H47V92L49 91V93H50L51 95H50V94H47ZM58 91H59V93H60V90H58ZM74 91H72V92H74ZM97 91H96V88H95V89H94V92H93V91H92V92H93L94 95H96L95 92H97ZM25 92H20V93H22V94L24 93V94L27 96V95H28L27 93H29V92H28V91H27L26 93H25ZM34 92H35V91H34ZM72 92H71V93H72ZM92 92H90L91 95H89V96H91V97H88V95H87V97L89 98V101H90V98H92V101H93L94 104H93V103H91V104L94 106V105H95V102H94V100H93V99H94V95L92 96ZM18 93H19V92H18ZM30 93H31V92H30ZM32 93H33V91H32ZM44 93H46V94L44 95ZM57 93H58V92H57ZM59 93H58V96L60 95ZM78 93H81L80 96H79ZM84 93H85V92H84ZM33 94H35V93H33ZM62 94H63V93H62ZM64 94H65V95H64ZM64 94L61 95V96H65V98H66L68 95L66 96V94H67L66 92H64ZM73 94H74V93H73ZM16 95H18V96H16ZM43 95H44L45 97H44ZM46 95H47V96H46ZM48 95H49V96H48ZM55 95H56V96H55ZM30 96H31L32 98H30ZM54 96H55V97H54ZM70 96H72V95H70ZM70 96H68V97L70 98ZM73 96L71 97L72 99L74 98ZM83 96H82L83 100L81 101V103L79 102V101H80V98H79V99L77 98V99H78V102H79L80 105L84 102V100H86V99H84ZM16 97H19V98H16ZM28 97H27V99H26V100H27L26 103H23V104H22V105L26 104V105H24V106H27V107L30 106V104H31V103H30V104H27V103L30 101V100L28 99ZM59 97H60V96H59ZM24 98H26V97H24ZM50 98H49V99H50ZM63 98H64V97H63ZM63 98H61V99H63ZM69 98H66V99H69ZM15 99H16V100L18 99V100L15 102V101H14ZM38 99H40V101H38ZM59 99H60V98H59ZM59 99H58V100H59ZM66 99H63V101L66 100ZM75 99H76V98H75ZM77 99H76V101H74V99H73L72 101H74L75 103H77ZM41 100L44 101V102H42ZM54 100H55V101H54ZM70 100H71V99H69V101H70ZM13 101H14L15 103H14ZM19 101H20V100H19ZM47 101H48V102H47ZM63 101H62V102H63ZM72 101H70V102H68V103H70V105H71V102H72ZM86 101H87V100H86ZM92 101H91V102H92ZM23 102H24V101H23ZM46 102H47V103H46ZM59 102H61V101L59 100ZM59 102L56 101L55 104H57V105L52 104V105H54L55 108H56V111H55V108L53 109V111H54L56 114H57V112L61 114L60 111H62V110L64 111V109H66V113H68V114L62 113V116H65V115H66V117L68 118L69 115L71 116V115L73 114L74 117L76 118V120H75V118L72 117V116L69 117V119H67V120H66V117H63V118H65L64 120H59V119H62V116L59 115V114H57V115H59V117H60V116H61V117L59 118V117L57 116V117H58V121H55V120L53 121V119H54V118H53V115H55L54 117L57 118V117H56V114H53V113H52V114H49V113H47V112L49 111V109H52L51 107H54V106H51V104H50L51 107L48 105V106H49V109H48L47 112L44 111V110L42 109V108L44 107L43 105H42L43 107H41V109H40V112H41V110H43V111H42L43 113L45 112V113L48 114V115H46V114L44 113V116H43V114L41 113V115H39V117L41 116V118H42V117L44 118V119H43L44 121H42V123L40 122V121H41V120H40L41 118H40L39 120H36L35 122H37V123L34 122L35 124L33 123L34 120H32V121L30 122L29 117L31 116V115H30V112H31V111L29 112V111L27 110L29 113H28V112H25V115H24L23 113H22V114L19 113V114H20L22 117L25 116L26 119L28 118V120H29L28 122L34 124V125L31 124L32 126H35L36 124H38V122H40V124L36 125V127L38 126V128L40 127L39 125L43 124L44 122H45V123H44L43 127L46 126L45 124H47L46 122H48L47 117H50L49 115H52L51 117L53 118V119H52V118H51V119L49 118V121H51V122L53 121L54 124H55V122H58V124H57L58 127H60V124L62 125V123H64L65 120H66L67 122H68V120H69V122H70V121H71L70 119H71V118H72V119L74 118V123H75V121H78V120H77L78 118H82V117L79 116V114L83 112V108H82V112L80 111V113H77L78 116H77V114L75 113V111L77 112V109L80 107V105H79L78 103H77V105H78L79 107L77 106V107H78V108H77V107L75 106V103L72 102V104L74 103V106L77 108V109H76L75 107L71 106V107L74 108V110H75V111H74L73 108H72V109L70 108V110L67 109V107H68V105H69L67 102H66L67 104H62V103H59ZM18 103H19V102H18ZM21 103H22V99H21ZM58 103H59V104H58ZM63 103H65V102H63ZM8 104H9V105H7V106H10V107H11L10 103H8ZM37 104H35V105H37ZM48 104H49V103H48ZM84 104H86V103H84ZM88 104H90V103L87 101V106L85 105L87 108H88V106L91 105V104H90V105H88ZM17 105H18V104H16V106H17ZM19 105H21V104H19ZM19 105H18V106H19ZM22 105H21V107H19V108H18V106H17L18 111H19V109H21V108L24 107V106L22 107ZM59 105H60L61 107H62V105H63V107H64V105H67V107H66V108H65V107L63 108V107H62V108H63V109H62V108H59V107H58ZM70 105H69V106H70ZM16 106L13 108V109H14V112L17 111ZM38 106H36V107H37V108H40V107H38ZM48 106H47V108H48ZM82 106H83V105H82ZM12 107H13V106H12ZM12 107H11V108H12ZM45 107H46V106H45ZM45 107H44V108H45ZM83 107H84V106H83ZM86 107H85V110H86ZM94 107H95V106H94ZM97 107L99 108L100 106H97ZM103 107H104V106H103ZM4 108H6V106H5ZM11 108L8 107L7 109L10 111ZM24 108H25V107H24ZM24 108L21 109V110H23L22 112H24V110H26V109H24ZM30 108H33V103H32V106H31ZM30 108H28V109H30ZM37 108L34 107L33 110L36 109V110H37V113L39 114V111H38ZM57 108L59 109V111H58ZM80 108H81V107H80ZM101 108H102V106H101ZM101 108H100V110H101ZM7 109H6V110H7ZM13 109H11V112H8V110H7V112L10 113V114H12V112H13L12 110H13ZM60 109H62V110H60ZM89 109H90V107H89ZM103 109H104V108H103ZM103 109H102V110H103ZM4 110H5V109H4ZM4 110H2V111H4ZM6 110H5V114H6ZM21 110H20V111H21ZM36 110H35V112H36ZM67 110H68V112H67ZM72 110H73V111H72ZM79 110H80V109H79ZM93 110H94V108H93ZM98 110H99V109H98ZM100 110H99V111H100ZM104 110H105V109H104ZM51 111H52V110H51ZM51 111H50V113H51ZM69 111H70V114H69ZM99 111L97 112V114H98V115H102L101 113H103V111H102V112H99ZM72 112H74V113H72ZM78 112H79V111H78ZM1 113H2V112H1ZM1 113H0V117H2V115H3V113H2V114H1ZM8 113H7V116H8ZM16 113L18 114V112H16ZM27 113L29 114V116H26V115H28ZM33 113H34V112H32V114H33ZM17 114H16V115H17ZM19 114L17 115V119H19V118L21 117V116H19ZM63 114H65V115H63ZM105 114H107L106 111H105ZM105 114L103 113V115H105ZM13 115H15V113H13ZM13 115H12V116H13ZM16 115H15V116H16ZM45 115H46V116H45ZM67 115H68V116H67ZM81 115H82V114H81ZM9 116H11V115H9ZM12 116H11V117H12ZM31 117H32V116H31ZM33 117H37V115H34ZM39 117H38V118H39ZM91 117H92V116H91ZM98 117H99V116H98ZM105 117H107V116H105ZM7 118H8V117H4V116L1 118L2 120L4 119L3 121H1V122H3L2 124H4V121H5V120H9V119H7ZM9 118H10V117H9ZM89 118H90V116H89ZM89 118H88V119H89ZM92 118H93V117H92ZM101 118H102V117L100 116V117L97 118V119L101 120ZM103 118H104V117H103ZM14 119H15V118H14ZM14 119H12V120H14ZM20 119H23V118H20ZM26 119H25L24 121H26ZM31 119H32V118H31ZM34 119H37V118H34ZM88 119H83V121H84V120L89 121L90 119H89V120H88ZM110 119H111V118H108V117H107V120L105 121V118H104V119H102L101 123H103L104 125H106V124H107V121L110 120ZM10 120H11V119H10ZM12 120H11V122H12ZM46 120H47V121H46ZM17 121H18V122H21V124H20L21 127H22V125H23L22 123H24V124L26 125V123H25V122H22V120H21V121H20V120H15L14 124L11 123V126H12V125H13V126L17 125V124H15ZM59 121H60V122H61V121H64V122H61V123H60ZM79 121H80V120H79ZM79 121H78V122H79ZM83 121H82V122H83ZM87 121H86V122H87ZM90 121H92V120H90ZM104 121L106 122V124H105ZM1 122H0V123H1ZM7 122L10 123V121H7ZM7 122H5V124H6ZM53 122H52V123H53ZM86 122H84V123H86ZM110 122H111V121H108V123H110ZM49 123H50V122H48V124H49ZM52 123H51L50 125H52ZM65 123H66V122H65ZM71 123H73V122L71 121ZM71 123H70V124H71ZM90 123H91V122H90ZM5 124H4V126H5ZM70 124L67 123L68 127H69ZM75 124H76V123H75ZM81 124H83V123L80 122V126H81ZM93 124H94V123H93ZM99 124H100V123H99ZM103 124H102V126H101V125H98V124H97V125L94 124V125L92 126V123H91V126H90V124H89V126L94 128V131H92L93 128H92L91 131L95 133V131H96L95 128H97V130H99L100 127L98 128L97 126H101V127H103ZM6 125L8 126V123H7ZM20 125L18 124V126H20ZM25 125H24V126H25ZM31 125L28 124V125H26V126H27L28 128H30L29 126H31ZM65 125H66V124H65ZM65 125H64V128H62L63 125H62V127H61V128L63 129V131L67 130V129H65ZM67 125H66V126H67ZM72 125H73V124H72ZM78 125H79V123H78ZM95 125H96V127H94ZM109 125H110V124H109ZM0 126H1V125H0ZM4 126H3V127H4ZM9 126H10V125H9ZM9 126H8V127H9ZM24 126H23V127H24ZM47 126H49V125H47ZM53 126H54V125L50 126L49 129L52 128ZM70 126H71V125H70ZM73 126H74V125H73ZM84 126H85V127L82 126V127H83L82 129H83V130H84L85 128H86L85 130H89L90 127H88V129H87L88 123H87V126H86L85 124H84ZM5 127H6V126H5ZM5 127H4V128H5ZM8 127H7V129H4V128H3V129L6 130L8 133H9L10 131L12 132L13 129L16 130V129H15L16 126H15L14 128H11L12 130L9 129L10 131H8ZM27 127H24L23 129L25 130V128H27ZM43 127H42V125H41L40 129L43 128ZM58 127L56 128V127L54 126L53 130H54L55 128L60 130L61 128H58ZM68 127H67V128H68ZM106 127H107V126H106ZM18 128L21 129L20 127H18ZM70 128H72V129L75 128V130H79V129H80V127H77V126H76V127H72V126H71V127L68 128L67 132L69 131ZM76 128H77V129H76ZM78 128H79V129H78ZM0 129H2V128H0ZM31 129H33V127H31ZM31 129H30V130H31ZM34 129H35V130H34L35 132H36V130H39V132L37 131L38 133H40V131H41V134L43 133L42 130H40V129H37V128H35V127H34ZM43 129L46 130V131H47V130L49 131L48 127H47V129H46L45 127H44ZM64 129H65V130H64ZM72 129H71L72 133H74V134L76 133V136H77V133H80V132H78V131H77V132H75V131L73 132L74 129H73V130H72ZM82 129H80L79 131L82 132V131H83ZM90 129H91V128H90ZM103 129H104V128H101V129H100V131L102 130L101 132H100V131H97V132H96L97 134H98L99 132L102 133V136H101V137H100V135H101L100 133H99L100 135H99V134H98V135H94V134H93V136L95 137L96 141H98V139H99L98 137H100L101 140L103 139V137H104V136H103V132H104ZM17 130H18V129H17ZM17 130H16V132H19V131H21L22 129L19 130V131H17ZM24 130H23V131H24ZM27 130H29V129H26V131H27ZM30 130H29V132H30ZM44 130H43V131H44ZM50 130H51V129H50ZM1 131H2V130H0V133H2ZM26 131H24V132H20V133H22V134H20V135L23 136V141H21V140H22L21 138H19V141H21V142H23V143H24V142H27V141L30 139L29 136H32V135L35 133V132H33V133L31 132L32 135H31V133H30V135H29V133H28V131H27V135H26V134H25ZM31 131H33V130H31ZM48 131H47V133H48ZM54 131L57 132L56 130H54ZM54 131H51V132H54ZM11 132H10V133H11ZM13 132H15V131H13ZM13 132H12V133H13ZM51 132H49V133H50V136H49V134H48V137H47V134L45 133V134H46V135H45V139L43 138V135H44V134H43L42 136H40V137L43 138V139H41V140H43V141H42L43 143H44V140H45V142H46L47 139L49 140L50 137H53V136H51ZM60 132H62V131H60ZM60 132H59V133L57 132V133L61 135ZM65 132H66V131H65ZM65 132H62V133H65ZM85 132H86L87 134H88V133H91L90 130H89V132H88V131H85ZM85 132H83L82 134H85ZM4 133H5V132H4ZM4 133H2V134H4ZM8 133H7V134H8ZM10 133H9V134H10ZM12 133L10 134V135H11L10 137H9V136H6V137H7V138L9 137L8 139L11 140V141L13 140V142H14V136H15L16 138H17L18 136H17V135H14V133H13V134H12ZM23 133H24V135H25L26 138L28 137V138H27V141H26V138L24 137ZM38 133H37V134L35 133L36 136L38 135ZM68 133L70 134V131H69ZM72 133H71V135H72ZM96 133H95V134H96ZM2 134H0V135H1V136H0L1 140L3 139L2 137H4V140L7 139V138H5V136H2ZM17 134H19V133H17ZM69 134H68V135H67V134H62V135L64 136V138H65V135H67V136H69V138L71 139L73 136H71V135H69ZM82 134H79V137H78L79 139H80V137H81L80 135H82ZM104 134H105V133H104ZM20 135H19V136H20ZM53 135H54V134H53ZM60 135H56V137H57V136L60 137ZM90 135H91V138L93 139L92 133H91ZM90 135H89V137H90ZM22 136H21V137H22ZM34 136H35V135H34ZM34 136L31 137L33 140H34V139H37V138L40 139L39 135L37 136V138H36V137L33 138ZM63 136H62V137H63ZM70 136H71V137H70ZM76 136H74V138H76ZM86 136H87V135H85L84 138H85ZM96 136H97V138H96ZM11 137H12V138H11ZM56 137L51 138V139H52V140H55ZM62 137H61V139H62ZM89 137H87L88 139L85 138V139H84L85 141H84V140H81V141H82V142H81L82 144H80V146H79V145H78V146L81 147V145H83L82 147H84L85 150L88 149V148L91 146L90 143H89V142L91 141V138H89ZM24 138H25V141H24ZM46 138H47V139H46ZM69 138H68V139H67V138L65 139V140H67V143H65V145L68 144V142H69ZM74 138H73V139H74ZM82 138H83V136H82ZM32 139H31V140H32ZM38 139H37V140H38ZM51 139H50V144H51V146H53V147L56 146L57 144L54 145V144H52L53 142L51 143ZM58 139H60V138L57 137V141H60V140H58ZM73 139H71V140H72L71 143H73ZM1 140H0V141H1ZM4 140H3V141H4ZM9 140H8V141H9ZM37 140H35V142H36ZM41 140H40V141H41ZM65 140H64V141H60V142H59V143H60L59 145L61 146V142L63 143V142H65ZM93 140H94V139H93ZM93 140H92V142H93ZM101 140H99L98 142L101 143ZM8 141H7V142H6V140L4 141V142H5V144H4V145H5V148H6V146H8L9 148H12L10 151H9V150H7V151H9L10 154H11L14 158H13L12 156H9V153L7 154L8 156H6V157H7V158L12 157L11 159H14V160H15L14 163H15V162H18V159H15V156H14V155L17 154V151H19V150L22 149V145H23V143H22V145H19L20 143L18 144V142H16V140H15L16 143H14V144H16L17 146L14 145V147H15V146H16V147L20 146L21 149L18 148L19 150H17L16 153L13 154L14 151H15V149H17V148H15L14 151L12 152L13 147H11V146H13V143H12V142L9 143L10 146H9V145H6V143L8 144ZM75 141H76V140H75ZM77 141L80 143V140L77 139ZM77 141H76V142H77ZM83 141H84V142L89 141V142H86L87 144L89 143V147H88V148L86 147L87 144H84ZM96 141L94 140V142H96ZM1 142H2V141H1ZM28 142H29V141H28ZM28 142H27V143H28ZM30 142H31V141H30ZM30 142H29V143H30ZM38 142H39V141H38ZM38 142H36V143H38ZM54 142H55V141H54ZM94 142H93V143H94ZM27 143H26V144H27ZM29 143H28V146H26V145L24 144V147L26 146V148L28 149V147H29ZM31 143H33V141H32ZM36 143H34V145L31 144V146L33 145V148H34V146L38 147V146L36 145ZM39 143H40V142H39ZM46 143L48 144V141H47ZM57 143H58V142H57ZM71 143H69V144H71ZM100 143H97V142H96V143L92 144L93 147H90V149H88V150L90 151L91 148H94V145H95V144H99V145H100ZM1 144H3V143H1ZM1 144H0V150L3 151V150H2L3 147L1 148V146H2ZM11 144H12V145H11ZM47 144L44 143V146H45V147L48 146V148H52V147H49L50 144H49V145H47ZM69 144H68V145H69ZM73 144H75V145L77 146L78 143H73ZM4 145H3V146H4ZM39 145H40V144H39ZM59 145L56 146V147H57V150H59V149L61 150V148H62V147L59 148V147H60ZM63 145H64V143H63ZM63 145H62V146H63ZM65 145H64V146H65ZM68 145H66V146H68ZM71 145H72V144H71ZM71 145H70V147L73 148L74 145H72V146H71ZM31 146H30V149H31ZM66 146H65V147H66ZM78 146H77V147H74V148L72 149V154H71V152H70V154L68 153V154H69L68 157H69L70 155H73V156L76 155V159L72 156L73 158H69V159H70V162L68 161V163H67L66 161L68 160V157H66L67 160H66V161L63 160V161L65 162L64 164H66V163H67V164L71 163L72 165H73V164L76 165V164H75V161L79 160V159H77V156L79 157V155H81L80 153L83 152V151H82L83 149L80 150V149L78 148ZM36 147L34 148V153H32L33 150H32V151H31V150H28L29 152L31 151L30 153H32V154H30V155L28 154V155L30 156V158H29V156H28V160L32 158V155H33V154H36V153H35L36 150H37ZM40 147H41V146H40ZM40 147H38L39 150L41 149ZM42 147H43V145H42ZM65 147H63L64 150L67 149V147H66V148H65ZM68 147H69V146H68ZM70 147H69V148H70ZM95 147H96V148H94V149H96V151H93V149H92L91 152L88 153L90 156H91V155L94 156L95 153H98L97 149H98V148L100 149V147H102V146H99V147H98V145H95ZM6 149H7V148H6ZM6 149H4V150L6 151ZM23 149H24V148H23ZM23 149H22V150H23ZM27 149H24L25 151H23V155L25 154L24 152H26ZM42 149H43V150H42ZM42 149H41V150H42L41 153L45 154V153L47 152V151H46L47 147H46V148L43 147ZM53 149H54V148H52V149H50V150H53ZM63 149H62V150H63ZM99 149H98V150H99ZM22 150H21V151H22ZM41 150H40V151H41ZM44 150H45L46 152H45ZM60 150H59V151H60ZM62 150H61V151H62ZM64 150H63V151H64ZM74 150H77L79 155H77V151L74 152ZM85 150H84V151H85ZM7 151L4 152V153H7ZM28 151H27V153H28ZM53 151H54V150H53ZM63 151H62V152H63ZM70 151H71V149H70ZM19 152H20V151H19ZM38 152H39V151H38ZM44 152H45V153H44ZM51 152H52V151H51ZM51 152H49V149H48V153H46L47 155H45V156H50V157H51V155H52ZM55 152H56V151H55ZM55 152H54V154H55ZM68 152H69V151H68ZM73 152H74L75 154H74ZM94 152H95V153H94ZM0 153H1V152H0ZM49 153H50V154H49ZM56 153H57V152H56ZM60 153H61V152H60ZM60 153L58 152V155H59ZM63 153H64V155H65L66 152H63ZM83 153H84V152H83ZM83 153H82L81 157L84 156ZM93 153H94V154H93ZM99 153H102V152H101V149H100V152H99ZM99 153H98V154H99ZM2 154H3V152L0 154V156H2ZM18 154H19V153H18ZM18 154L16 155V157L19 158V159L21 160V162L23 163V160H24V159H23V160L21 159V157H22L23 155H21V152H20V156H19ZM86 154H87V153H86ZM86 154H85V155H86ZM98 154H95V155L99 156ZM3 155H4V154H3ZM5 155H6V154H5ZM5 155H4V156H5ZM25 155H26V154H25ZM25 155H24V157H27V155H26V156H25ZM37 155H40V153H38ZM37 155H36V156H37ZM55 155H56V154H55ZM55 155H53V159H54V156H55ZM60 155H62V153H61ZM4 156H3V157H4ZM33 156H34V155H33ZM36 156H35V159L37 160ZM90 156L86 155V156H84V157H85L86 159H87V157H89L88 159L91 160ZM41 157H43L42 154H41ZM41 157H39L38 160H37V161L35 160V161H36L37 163H39L40 160L45 161V160H50V159H51V160H50L51 162H50V161H49V162H50V164H53L52 157H51V158L49 157L50 159H46V157H45L44 159H42ZM60 157H61V156H60ZM81 157H80V158H81ZM91 157H92V156H91ZM47 158H48V157H47ZM55 158H56V160H57V155H56ZM58 158H59V157H58ZM61 158H62V157H61ZM61 158H60V160L58 159V161H61V160H62ZM66 158H65V159H66ZM94 158L96 159L97 157L94 156L92 159H94ZM2 159H3V158H2ZM63 159H64V156H63ZM71 159H73V161H72ZM74 159H75V161H74ZM82 159H84V158L82 157L81 160H82ZM86 159L82 160V161H84V162H82L81 160H79V161H81V162H79V161H78V162H79L80 164H82V163L85 164V163H86V161H85ZM88 159H87L88 163L91 162V161H89ZM3 160H5V158H4ZM56 160H54V162L56 163V164H55L56 167H54V168H55V171L57 172L58 170H56V168L60 169V168H62L64 165H62V166L60 167L59 165H61V164L63 163V161H61L62 163L59 162L60 164H58V162H57ZM6 161H7V160H6ZM6 161H5V163H7L8 161L10 162L11 160L9 159L7 162H6ZM25 161H26V160H25ZM25 161H24V162H25ZM32 161H33V160H31V162H32ZM35 161H34L33 163H35ZM43 161H41V163H42ZM71 161H72V162H71ZM92 161H93V160H92ZM9 162H8V163H9ZM12 162H13V160L11 161V164L14 165V163H12ZM47 162H48V161H47ZM49 162H48V163H46V161L44 162V168H45V167H48V166H49L50 168L53 167L54 164H53L52 167H51V165H49ZM78 162H77V165L79 164ZM5 163H3V164H5ZM19 163H20V162H19ZM27 163H30V162H27ZM33 163H30V164H27V165H32ZM37 163H35V164H37ZM88 163L85 164L86 167L84 166L86 170H87V166L89 165ZM93 163H94V162H92V164H93ZM0 164H2V161H0ZM3 164H2V166H3ZM24 164L26 165V163H23V165H24ZM46 164H47L48 166H46ZM67 164H66V165H67ZM71 164H69V165L71 166ZM87 164H88V165H87ZM92 164H91V165H92ZM95 164H96V163H94V164L92 165V167L95 166V172H98V171L96 170V165H95ZM7 165H9V164H7ZM15 165L17 166V167H15V168H17V170L15 169L17 172L19 171L18 168H20V167L22 168V166H23V165L21 166V163H20L19 167H18L17 163H15ZM15 165H14V166H15ZM27 165H26V166H27ZM39 165H40V163H39ZM55 165H54V166H55ZM66 165H65V166H66ZM69 165H68V167L66 166L67 168L64 166V167H65V171H63V170H64V167L62 168V171H63V172L61 171V173H63V175L60 174L62 177L65 176V175H64L65 172H67V171L69 172V168L71 169L70 172H72V169H75V168L79 167V166H77V167H76V166H73V168H72V166L70 167ZM91 165L88 166L89 169L87 170L86 173H89L90 169L92 168ZM2 166L0 165V167H2ZM11 166H12V165H11ZM14 166H12V167H8V170H9L10 168H13ZM33 166H34V164H33ZM33 166H30V167H31V168L29 167L30 170H27V171H31V169H32ZM35 166H37L36 168H38V169H37L38 172L41 170V168H42L41 172L44 170V168L42 167V166H43L42 164H41V167H40V166L38 167V165H35ZM58 166H59L60 168H59ZM81 166H82V165H80V167L77 168V171H79L80 169L82 170V171L80 170L78 173H80V172H85L84 169H83L84 167L82 168ZM3 167H4V169H5L4 172H3V174H4L5 171H6V177L4 176L5 179H2V180H0V181H1V183H2V182H3V183H4V182L8 183L7 181L10 180L8 177H9L11 174L7 177V175H8L7 172H8V171L6 170L5 166H3ZM6 167H7V166H6ZM27 167H28V166H27ZM90 167H91V168H90ZM23 168H24V166H23ZM25 168H26V167H25ZM29 168H28V169H29ZM36 168H35V169H36ZM50 168H48L47 170L45 169V170L48 172V170H49ZM54 168H52L53 171H54ZM97 168H98V166H97ZM66 169H67V170H66ZM1 170L3 171V169L0 168V172H1V174H2V171H1ZM20 170H22V169H20ZM33 170H34V167H33ZM33 170H32V172H33ZM37 170H36V171H37ZM45 170H44L43 174H41V176H43V177L40 176V172H39V173L37 172V173L39 174V176L37 175L38 177H34V174L36 175L37 173H36V171L33 172L34 174H33L32 176H33L34 179L32 178L31 180H30L29 178L31 177L32 172H31V173L22 172V171H25V169H23L22 171H20L22 174H24V173L30 174V175H29L30 177L26 176L25 174L23 175V176L26 177V179L28 178L27 181H29V180L31 181V183L29 182L30 184H29L28 182L25 181L26 184H29V185L24 184V186L26 185L25 188H26V187H27V188H28V187L33 188V187L35 186L34 189H38V187H37L38 185H39V188H40V185H41L40 183H42V181H41L39 178H46V179H47L46 176H48V178L50 179V177H52L54 174H55V179L57 178L56 173H54L53 175L51 174V172H53L51 169H50V170H51L50 174L47 173L46 176H44V174H45V172H46ZM50 170H49V171H50ZM92 170H93V171H92ZM16 171H15V172H16ZM74 171H75V170H74ZM12 172L15 173V172L13 171V169H12ZM12 172H9V173H12ZM20 172H19L18 174L21 175ZM59 172H60V171H58V173H59ZM92 172H94V168L91 169V173H92ZM16 174H17V173H16ZM16 174H15V176L17 177L18 174H17V175H16ZM4 175H5V174H4ZM12 175H13V176H12V178H11V181H9V184H10V185H11L12 180H14L13 183H15V179L18 181V178H15V177H14V174H12ZM58 175H59V174H58ZM1 176H3V175H1ZM21 176H22V175H21ZM61 176H59L60 178H58L60 184H57V183H56V184L58 185V187H53V185L51 184L52 186H50V187H52L53 190H52L51 188H49V185H45V184H44V181H46V180H45V179H42V180H44V181H43V184H44L45 186H43V187H45V189L43 190V188H42V190H41V188H40V189H39V192L42 191V193H43V191L45 192L46 190H47L46 192H50V193L52 192L51 195H49V194L46 193V192H45V193L48 194L49 197L51 196V197L53 198V196H52V195H53V191L56 192L57 190H59L58 188H61L60 185H61V184L63 183V181H64V177L62 178L63 181L60 180V179H61ZM13 177H14L15 179H14ZM18 177H19V175H18ZM2 178H3V177H2ZM6 178L9 179V180H7ZM36 178H38V179L36 180ZM52 178H53V177H52ZM20 179H23V178H22V177H21V178L19 177V180H20ZM26 179H23V180H26ZM49 179H47V180L50 181ZM3 180H5V181H3ZM23 180H20V181H23ZM32 180H33V181H32ZM39 180H40V181H39ZM52 180H54V179H51V181H52ZM20 181H19V182H20ZM35 181H39L40 183L38 182V183H39V184H38V183L35 182ZM48 181H47L46 184H49ZM60 181H61V182H60ZM19 182H18V183H19ZM33 182H34L35 184H34ZM56 182H58L57 179H56ZM1 183H0V185H1L2 187H1V186H0V187L3 188V184H1ZM6 183H4V184H6ZM13 183H12V184H13ZM18 183H17V184H18ZM36 183H37V185H36ZM50 183H55V182L52 181V182H50ZM9 184L6 185V186H9ZM14 185H16V183H15ZM32 185H33V187H32ZM54 185H55V184H54ZM57 185H55V186H57ZM4 186H5V185H4ZM11 186H12V185H11ZM11 186H9V190H10V187H11ZM20 186H21V188L24 187L22 183H21ZM41 186H42V185H41ZM14 187H15V186H13V188L11 187V189H14ZM5 188H7V187H4L3 189L5 190ZM21 188H19V189L21 190ZM27 188H26V189H27ZM30 188H29V190L27 189L28 191L25 189L27 192H26L25 190H23V191H21V192H24V191H25V192L27 193V195L25 196V198H27V197L30 198V196H31V192H32V195H33V192H36V194H35V200H36V201H35V202L38 203L39 200H37L36 197L38 196L37 194H39V196L41 197V195H40L41 193H38V191H34V189H31V190H30ZM48 188L51 189V190H49ZM54 188H55V190H54ZM56 188H57V189H56ZM22 189H24V188H22ZM7 190H8V188L5 190V192H6ZM20 190H18V192H20ZM40 190H41V191H40ZM11 191H12V190H11ZM16 191H17V190H16ZM16 191L13 190V192H16ZM29 191H30V196H28ZM0 192H3L2 195L5 194V196H6V194H9V193H10L9 191H7V192L5 193L2 189H1ZM8 192H9V193H8ZM18 192H16L17 194H15V195L12 196V197H15V198H12L13 203H14V199H16V197H19V196H16V195L19 194ZM21 192H20V193H21ZM45 193H44V194H45ZM23 194H25V193H23ZM23 194H20V196L23 195ZM44 194H42V196L44 197V200L46 201L49 197H46V198H45ZM46 194H45V195H46ZM11 195H12V194H11ZM48 195H46V196H48ZM2 197H3V196H2ZM2 197L0 196V200H3V199H4V198H2ZM21 197H22V196H21ZM21 197H20V198H21ZM23 197H24V195H23ZM23 197H22V198H23ZM1 198H2V199H1ZM7 198H11V196H10V197H6V199H7ZM31 198H34V195H33ZM41 199L43 200V198H41ZM4 200H5V199H4ZM7 200H8V199H7ZM7 200H6V203H7ZM12 200L9 199V201H10L9 204L12 203ZM17 200H18V198H17ZM19 200H21V199H19ZM22 200H23V199H22ZM22 200L19 201L18 203H19V204H20V202L22 203ZM27 200H28V199H26V202H28ZM30 200H31V199H29V202H30ZM42 200H41V201H42ZM44 200H43V202H44ZM15 201H16V200H15ZM32 201L34 202V200H31V202H32ZM41 201H40V203H41ZM29 202H28V203H29ZM33 202H32V203H33ZM43 202L41 203L42 206H43ZM46 202H47V201H46ZM0 203H2V202L0 201ZM3 203H4V205H6L5 202H3ZM13 203H12L13 208H12L11 205L8 204V205H9V208H6V209L8 210L7 213H10V212H9V209H11V210H12L11 212H13L14 205H15V207H17V206L19 205L17 202H15L14 204H13ZM37 203H35L36 206L40 205V203H39L38 205H37ZM44 203H45V202H44ZM16 204H17V206H16ZM25 204H26V203L24 202V205H25ZM29 204H30V203H29ZM2 205H3V204H2ZM24 205H23V206H24ZM31 205H32V204H31ZM45 205H46V203H45ZM26 206L29 207L30 205L26 204ZM26 206H25V207H26ZM6 207H7V206H6ZM31 207H32V206H30V208H31ZM38 207H39V206H38ZM40 207H41V205H40ZM43 207H44V206H43ZM43 207H42V208H43ZM36 208H37V207H36ZM23 209H24V208H23ZM40 209H41V208H40ZM40 209H39V210H40ZM16 210H17V208L14 209V212H13V213H15ZM36 210H38V209H36ZM36 210H35V211H36ZM43 210H46L47 212H46V211H44V212L42 211V212H43L44 214H45V212H46V214H45L46 216H48L47 213L50 214L48 217L51 216V219H52V217H53L54 215L51 214L52 212L49 213L50 210H49V208L47 209V205H46V208L43 209ZM19 211H20V215H21V212H22L23 210L21 211L20 209H18V212H19ZM38 212H40V211H38ZM13 213H12V214H13ZM3 214H4V213H3ZM3 214H2V216H1V215H0V216L3 217V216L5 215V214H4V215H3ZM10 214H11V213H10ZM10 214H9V215H10ZM16 214H19V213H16ZM22 214H23V213H22ZM41 214H42V213H41ZM20 215H18V216H20ZM5 216H6V215H5ZM5 216H4V217H5ZM13 216H14V217H13ZM13 216H12V217L9 216V218L6 217V218H4V219L12 220L13 218H15V215H14V214H13ZM22 216H23V215L20 216V217H21L20 219H23ZM1 217H0V219H1ZM55 217H56V216H55ZM57 217H58V216H57ZM17 218H18V217H17ZM58 218H59V217H58ZM4 219H1V221H2V220L4 221ZM20 219H19V220H20ZM55 219H56V218H55ZM59 219H61V218H59ZM59 219H57V220H55V221H58ZM7 220H6V221H7ZM9 220H8V221H9ZM15 220H16V218H15ZM15 220H14V221H15ZM52 220H53V219H52ZM1 221H0V222H1ZM3 221H2V223H5V221H4V222H3ZM8 221H7V224L10 223V224L13 225V222H12V221H11L12 223H11L10 221H9V222H8ZM55 221H52V222H54V224H55ZM50 222H51V220H50ZM7 224H6V225H7ZM51 224H53V223H51ZM12 225H11V226H12ZM11 226L9 225L10 228H11ZM13 227H14V225L12 226V228H13ZM12 228H11V229H12Z\"/></svg>",
  "mask_w": 264,
  "mask_h": 264
}]
</instances>
